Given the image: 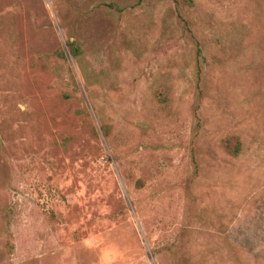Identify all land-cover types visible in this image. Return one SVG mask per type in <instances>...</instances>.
<instances>
[{
    "label": "rangeland",
    "instance_id": "obj_1",
    "mask_svg": "<svg viewBox=\"0 0 264 264\" xmlns=\"http://www.w3.org/2000/svg\"><path fill=\"white\" fill-rule=\"evenodd\" d=\"M189 2L0 0V264H264V0Z\"/></svg>",
    "mask_w": 264,
    "mask_h": 264
},
{
    "label": "trees",
    "instance_id": "obj_2",
    "mask_svg": "<svg viewBox=\"0 0 264 264\" xmlns=\"http://www.w3.org/2000/svg\"><path fill=\"white\" fill-rule=\"evenodd\" d=\"M187 1L188 4H191L189 0ZM66 46L68 48V54L73 59H78L81 55V46L77 41H67ZM60 58H65L64 50L60 49L58 52ZM221 146L223 150L232 157H238L241 152V142L237 136H228L224 138L221 142Z\"/></svg>",
    "mask_w": 264,
    "mask_h": 264
}]
</instances>
